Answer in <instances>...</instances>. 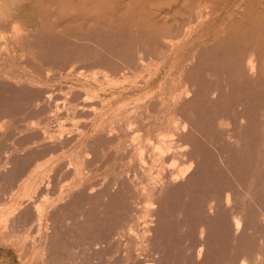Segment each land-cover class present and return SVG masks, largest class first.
Instances as JSON below:
<instances>
[{
    "label": "rangeland",
    "instance_id": "374dc122",
    "mask_svg": "<svg viewBox=\"0 0 264 264\" xmlns=\"http://www.w3.org/2000/svg\"><path fill=\"white\" fill-rule=\"evenodd\" d=\"M216 1L160 0L169 16L154 31L125 17L74 36L69 20L93 8L49 31L34 0H0V264H247L249 254L264 264V25L221 34L231 6L260 5L219 0L211 13ZM256 40L263 55L252 78L244 64ZM180 71L193 93L179 99L190 124L176 133L170 86ZM223 113L235 126L218 137ZM178 139L187 149L173 146ZM187 158L186 184L167 182ZM228 189L245 216L237 236ZM147 196L158 198L149 209Z\"/></svg>",
    "mask_w": 264,
    "mask_h": 264
},
{
    "label": "bare ground",
    "instance_id": "6f19581e",
    "mask_svg": "<svg viewBox=\"0 0 264 264\" xmlns=\"http://www.w3.org/2000/svg\"><path fill=\"white\" fill-rule=\"evenodd\" d=\"M199 1V0H198ZM201 1V0H200ZM216 1V0H215ZM235 1V4H236V1L238 0H234ZM240 1V0H239ZM242 1V0H241ZM240 1V2H241ZM245 1V0H244ZM259 1V5L260 6L256 9V7L254 5H250L246 3L242 6L241 5H238L239 3H237V7L235 6H231V7H234V11L231 13H229L228 11V14L224 15V17L222 18L221 22H220V27H219V30H221V34H227V35H231V36H236V37H240V36H245L248 31H250V28L251 26L253 25H256V26H259V30L260 28L264 25V0H258ZM34 2H36L37 4L36 5H40L41 7V12L39 13L40 14V18L42 17L43 19V25L46 24V27H47V23L48 22V27L47 29L49 30H54V29H58L57 27H62V29L65 27V25L68 23V21H65L67 20V18H70L74 13L71 12V13H68L70 11H75V10H85V9H89V8H93L92 9V14L91 15H82L81 13H79L78 15H75L71 20H69V22H76L77 25L75 26V30L73 31V33L71 35H74V36H79L81 34H86L89 29L91 28H95V27H106V29L108 30H111V28L113 27H118L119 25H122L123 24V20L125 19H128V18H125V17H129V20L131 19V24H132V27H140L142 29H151V30H156L157 26L163 21V20H166L169 16V11L164 9V8H160L159 6V3H160V0H34ZM181 2H184V1H181ZM205 2V1H203ZM209 2V0H208ZM220 2H223L224 3V0H220ZM219 0H217L216 2H214V5H212L211 7V13H213L212 11H214L216 8H217V5L220 3ZM232 2V0H231ZM179 3V2H178ZM210 3V2H209ZM211 3L212 0H211ZM210 3V4H211ZM234 3V2H233ZM161 4H162V1H161ZM184 4V3H183ZM182 5V4H181ZM233 5V4H232ZM2 6V4H1ZM192 6V5H191ZM47 7H52L54 9H57L59 11H57V13H48V10ZM178 7V6H177ZM176 7V8H177ZM197 7V6H196ZM230 7V8H231ZM263 7V8H262ZM198 8V7H197ZM49 9V8H48ZM180 9V7H179ZM232 9V8H231ZM177 10V9H176ZM229 10V8H228ZM263 10V11H262ZM47 11V12H46ZM183 11V10H182ZM195 11V10H194ZM245 11V12H244ZM180 12V11H179ZM91 13V12H89ZM136 13H144V20L142 23H140L139 19H138V14L136 16ZM172 13V12H171ZM176 13V12H174ZM193 13V12H192ZM200 13V11H199ZM209 13V12H208ZM207 13V14H208ZM211 13H209V16H211ZM84 14V12H83ZM86 14V13H85ZM171 16V15H170ZM200 16V14L198 15ZM197 16V17H198ZM208 18V16H206ZM49 19H52L51 23H50V20ZM171 20V18H170ZM199 20V19H198ZM173 21V20H172ZM200 21V20H199ZM67 22V23H66ZM197 22V21H196ZM122 23V24H121ZM170 23V22H169ZM141 24V25H140ZM70 25V24H69ZM162 26V25H161ZM189 28V27H188ZM97 29V28H96ZM124 29V28H123ZM135 29V28H134ZM49 30V31H50ZM52 30V31H53ZM217 30V29H216ZM218 30V31H219ZM125 31V30H124ZM152 31V32H153ZM16 32L15 30H13V33ZM19 32V31H17ZM141 32V31H140ZM260 32V31H259ZM50 33V32H49ZM128 33V32H126ZM144 33V32H143ZM21 34V33H20ZM94 34V33H93ZM100 34V33H99ZM103 34V33H102ZM101 34V35H102ZM100 35V36H101ZM117 35V34H116ZM123 35V34H122ZM125 35V34H124ZM147 36V34H145ZM260 35V33H259ZM255 36V35H254ZM55 37V36H54ZM90 38V37H89ZM143 38V37H142ZM257 38V37H256ZM259 38V37H258ZM144 39V38H143ZM148 39V38H147ZM254 41V40H253ZM63 42V41H62ZM179 42V41H178ZM176 41V43H178ZM165 43V42H164ZM251 44V43H250ZM171 46V45H170ZM169 46V47H170ZM217 46V45H216ZM260 46L259 42L256 40L255 42L252 43V47L249 48V51L247 50V56H246V59H245V64H244V60H243V64H244V68L246 69V72L252 76V78L255 76V73L256 72H259V69H257V66L256 64L258 63H262V55L260 52H257V47ZM235 47V46H234ZM173 51L174 49V44L172 47H170ZM264 50V48H263ZM262 50V51H263ZM151 52V51H150ZM205 53V52H204ZM231 53V52H230ZM206 55V53H205ZM214 55V54H213ZM233 55V54H232ZM231 57V56H230ZM241 57V56H240ZM194 58V57H193ZM264 58V57H263ZM210 61V60H209ZM223 61V60H222ZM235 61V60H234ZM264 61V59H263ZM188 62V61H187ZM192 62V61H191ZM189 63V62H188ZM227 63V62H226ZM239 63V62H237ZM242 67V66H241ZM185 68V67H184ZM236 68V67H235ZM183 69V68H182ZM234 77H235V74L237 75V77L239 76V71L237 69H234ZM245 72V73H246ZM261 72V71H260ZM182 72L180 71L179 75H176L177 77L174 79L173 83H172V87L171 88V92L173 94L174 92V95L178 98H176L178 100V102H173L174 99H172L173 103L176 104L174 107L172 106L173 108V112H171L170 114H172L170 117L171 121H174L175 124L173 126H175L176 124V128L174 130V132L176 131L177 133V129L183 127L182 131L184 129L187 128L188 130V124H190L188 118L183 114L182 110H181V102L179 103V99L182 98L183 99H187L189 98L190 96V93L193 91V88L192 85L190 86V82L186 79H184V77H182L183 75L181 74ZM263 73V72H262ZM241 74V72H240ZM258 74V73H257ZM261 74V73H260ZM242 75V74H241ZM246 75V74H245ZM262 75V74H261ZM125 76V75H124ZM259 76V74H258ZM257 77V76H256ZM260 77V76H259ZM96 79V78H95ZM244 79V78H243ZM191 81V80H190ZM18 82V81H17ZM262 83V82H261ZM204 84V83H203ZM223 84V82H222ZM221 85V84H220ZM243 88V87H242ZM246 88V87H245ZM208 89V88H207ZM217 89V88H216ZM46 90V89H45ZM196 90V89H195ZM194 90V91H195ZM220 90V89H219ZM48 92V91H46ZM45 92V93H46ZM208 92V91H207ZM206 92V93H207ZM170 93V92H169ZM193 93V92H192ZM191 93V95H192ZM222 93V92H221ZM85 94V93H84ZM216 94V93H215ZM214 94V95H215ZM50 95V94H49ZM207 95V94H206ZM208 95H210L208 93ZM213 95V94H212ZM168 96V94H167ZM171 96V95H170ZM169 96V97H170ZM211 96V95H210ZM209 96V97H210ZM233 96V95H232ZM44 97V96H43ZM208 97V98H209ZM238 97V96H237ZM52 98V97H51ZM168 98V97H167ZM213 98V96H212ZM254 98V97H253ZM264 98V96L262 97ZM48 99V98H47ZM166 99V98H165ZM175 99V100H176ZM214 99V98H213ZM255 99V98H254ZM176 100V101H177ZM242 100V99H241ZM46 101V100H45ZM51 101V100H50ZM164 101V100H163ZM166 101V100H165ZM211 101V100H210ZM213 101V100H212ZM237 101V99H236ZM239 101V104H236V105H239L241 106V102L240 100ZM237 101V102H238ZM263 101V100H262ZM43 102V101H42ZM184 102V101H183ZM182 102V104H183ZM250 102V101H249ZM264 102V101H263ZM38 103V102H37ZM40 103V102H39ZM46 103V102H45ZM87 103V102H86ZM162 103V102H161ZM172 103V104H173ZM195 103V102H194ZM200 103V102H199ZM236 103V102H235ZM164 104L166 105V103L164 102ZM44 105V104H43ZM90 105V104H89ZM162 105V104H161ZM92 106V105H91ZM163 106V105H162ZM167 106V105H166ZM197 106V105H196ZM165 107V106H164ZM242 107H243V104H242ZM54 108V107H53ZM88 108V107H87ZM163 108V107H162ZM170 108V107H169ZM184 108V107H183ZM167 111V110H166ZM169 111V110H168ZM195 111V110H194ZM241 111V110H240ZM97 112V111H95ZM94 112V113H95ZM190 112V111H189ZM262 112V111H261ZM260 112V114H261ZM193 113V112H192ZM263 113V112H262ZM167 115L169 113H166ZM169 114V115H170ZM217 114V113H216ZM241 114V112H240ZM96 115V113H95ZM142 115V114H141ZM205 115V114H204ZM207 115V114H206ZM210 115V114H209ZM260 116V115H259ZM241 117V116H240ZM164 118V117H163ZM264 117H262L263 119ZM242 119V118H241ZM261 119V118H260ZM132 120V119H131ZM216 120H217V116H216ZM144 121V120H143ZM169 122V118L167 120ZM241 121V120H240ZM3 122V121H2ZM173 122V123H174ZM243 122V120H242ZM255 122V121H254ZM258 122V121H257ZM86 124V123H85ZM92 124V123H91ZM130 124V122H129ZM240 124V123H239ZM259 124V123H257ZM264 124V122H263ZM131 125V124H130ZM181 127H179V126ZM91 126V125H90ZM139 126V125H138ZM179 128H178V127ZM211 126V125H210ZM218 129V132H216V134L218 135L219 133V130L224 134L228 135V133L232 130V126L234 127L235 126V121L234 119H231L229 118V116L227 117L226 115L224 116V113H223V116H219V119L217 120V124L215 125ZM214 126V127H215ZM240 126V125H239ZM237 126V127H239ZM213 127V125H212ZM236 127V128H237ZM138 128V127H137ZM252 128V127H251ZM172 129V128H170ZM78 130V129H77ZM149 130V129H148ZM238 130V129H237ZM253 130V129H252ZM256 130H257V127H256ZM131 131V129H130ZM163 131V130H162ZM80 132V131H79ZM135 132V131H134ZM148 132V131H147ZM184 132V131H183ZM257 132V131H255ZM81 133V132H80ZM132 133V132H131ZM165 133V132H164ZM168 133V131H167ZM237 133V132H236ZM240 133V132H239ZM147 134V133H146ZM180 134V133H179ZM263 137H264V127H263V133H262ZM143 135V134H142ZM149 135V134H148ZM157 135V134H156ZM220 135V133H219ZM218 135V137H219ZM136 135H133L132 134V140L135 138ZM138 136V135H137ZM231 136V134H230ZM255 136V135H254ZM143 137V136H142ZM158 137V135H157ZM163 137V136H162ZM190 137V136H189ZM231 138V137H230ZM221 139V138H220ZM225 139V138H224ZM138 140H139V137H138ZM161 140V139H160ZM163 141L160 142L159 141V144L163 143L164 145L162 146H165L166 144V140L165 139H162ZM260 140H262V138H260ZM137 141V140H136ZM140 141V140H139ZM228 141V140H226ZM225 141V142H226ZM232 141V140H231ZM247 141V140H246ZM264 141V139H263ZM262 141V142H263ZM138 142V141H137ZM137 142H136V145H135V142L132 144L133 147L135 148V150L137 149V146H140L139 144L137 145ZM176 142L178 143H174V147H181V151L185 148L184 146H186V149H187V145H185L184 141L181 140V139H178ZM230 142V141H229ZM243 142V141H242ZM254 142V141H253ZM139 143V142H138ZM143 143V142H142ZM238 143V142H237ZM244 143V142H243ZM257 143V142H256ZM148 144V143H147ZM190 144V143H189ZM236 144V142H235ZM259 144V143H258ZM167 146V145H166ZM131 147V145H130ZM152 147V145H151ZM154 147V146H153ZM176 147V148H177ZM256 147V146H255ZM162 148V147H161ZM169 148V147H168ZM172 148V147H171ZM175 148V149H176ZM177 148V149H178ZM232 148V147H231ZM247 148V147H246ZM149 149V148H148ZM253 149V148H252ZM258 149V148H257ZM147 150V149H146ZM174 150V149H173ZM140 151V150H139ZM180 149L178 150V153H179ZM180 151V152H181ZM187 151V150H186ZM243 151H244V148H243ZM137 152V151H136ZM154 152L156 155H154L155 157L156 156H159V152H161L160 148L157 146L155 149H154ZM249 152V151H248ZM175 153H176V150H175ZM177 153V154H178ZM264 153V152H263ZM161 154H163V151L161 152ZM255 154V153H254ZM161 156V155H160ZM180 156V155H179ZM246 156V155H245ZM251 156H249L248 158L250 159ZM255 157V156H254ZM178 158V156H177ZM154 159V158H153ZM222 159V158H221ZM253 159V157H252ZM250 161V160H249ZM181 162V161H180ZM193 161L191 159H182V162L180 163V166L178 167H175L173 169H171L168 174H167V178L164 177V178H161L160 176H158L161 180L163 179H167V182H170V184H178L179 186L184 184L185 182L188 181V177L190 175V167L193 166L194 167V163L192 165ZM195 162V161H194ZM253 161H251V164L250 165H253L254 163H252ZM191 164V166H189ZM196 164V163H195ZM250 165H247V168L248 166ZM144 166V165H143ZM196 166V165H195ZM260 166V165H259ZM255 167V166H254ZM142 168V167H141ZM121 169V168H120ZM194 170V168H192ZM252 169H253V166H252ZM255 169L257 170V168L255 167ZM195 170H196V167H195ZM260 171V170H259ZM263 171V170H262ZM248 172V171H247ZM258 172V171H257ZM160 173V172H159ZM158 173V174H159ZM250 173V172H249ZM194 174V172H193ZM163 175V174H162ZM219 175V174H218ZM260 175V173H259ZM191 176V175H190ZM242 176V175H241ZM249 176V175H248ZM258 176V175H257ZM154 177V176H153ZM246 177V176H245ZM253 177V175H252ZM264 178V176H263ZM147 179V178H146ZM260 179V178H259ZM154 180V179H153ZM258 180V179H257ZM256 180V181H257ZM244 181V180H243ZM247 180H245L246 182ZM255 181V182H256ZM143 182V181H142ZM155 182V181H154ZM249 182H250V179H249ZM254 182V183H255ZM159 183V182H158ZM157 183V184H158ZM262 183V182H261ZM169 184V183H168ZM186 184V183H185ZM250 184V183H249ZM249 184H248V187H249ZM138 186V185H137ZM159 186V185H158ZM255 186V185H254ZM145 187V186H144ZM228 188V187H227ZM231 188V187H230ZM239 188V187H238ZM237 188V189H238ZM251 188V187H249ZM145 189V188H144ZM246 189V188H245ZM160 190V189H159ZM240 190H241V187H240ZM243 190V189H242ZM223 192V189L221 190ZM262 191V190H261ZM162 192V191H160ZM220 192V193H222ZM237 192L239 193V191L237 190ZM258 192V191H257ZM224 193H226V196H225V199H224V206L226 208H229V211H230V222H231V225L233 226V235L234 236H237V234L243 229H244V225H245V219L242 215V213L240 212H234L232 210H234V208L238 207L240 202L238 201V199L236 198V195L234 193L233 190L231 189H228L226 190ZM247 193V192H246ZM245 193V194H246ZM145 194V193H144ZM148 194V193H147ZM240 194V193H239ZM251 194V193H250ZM255 194V192H254ZM260 194V193H259ZM257 194V195H259ZM158 195V194H157ZM220 195V194H219ZM222 195V194H221ZM249 195L248 193L246 194V196ZM253 195V194H252ZM152 196V195H151ZM155 196V195H154ZM256 196V195H255ZM158 197V196H156ZM223 198V197H222ZM251 198V195L250 197ZM158 200V198H156ZM156 199L155 197L153 198H150V196H147L144 200V202L147 204V207L145 205V209L148 208V205L153 203V205L156 203ZM241 199H244V197H241ZM256 199V198H255ZM51 200V199H50ZM219 201H220V198H219ZM257 201V200H254V202ZM207 202V201H206ZM242 202V201H241ZM244 202V201H243ZM249 202L250 199H249ZM253 202V200H252ZM144 203V204H145ZM211 203V202H210ZM214 203V202H213ZM213 203L208 204L207 207H209V213L211 214L212 210H213ZM219 203V202H218ZM247 203V202H246ZM248 204V203H247ZM207 205V204H206ZM242 205V203L240 204ZM250 205V204H249ZM216 206V205H215ZM215 206H214V209H215ZM220 206V204H219ZM222 206V207H224ZM245 206V205H244ZM206 207V206H205ZM240 207V206H239ZM243 207V206H242ZM249 207V206H248ZM149 209V208H148ZM222 209V208H221ZM220 209V210H221ZM224 209V208H223ZM238 209V208H237ZM151 210H153V208H151ZM207 210V209H205ZM228 210V209H227ZM154 211V210H153ZM239 211H241L239 209ZM147 212V211H146ZM151 213V211H150ZM213 213V212H212ZM207 214V213H206ZM209 214V215H210ZM214 214V213H213ZM208 215V214H207ZM227 216V215H226ZM226 216H224L226 218ZM207 217H210V216H207ZM206 217V219H207ZM214 217V216H213ZM203 219V217H202ZM211 219V217H210ZM227 219V218H226ZM259 219V218H258ZM204 220V219H203ZM201 221V220H200ZM229 221V220H227ZM135 223V222H134ZM224 223V222H223ZM230 226V225H229ZM228 226V227H229ZM205 227H203V229L201 228L200 230H204ZM132 229V228H131ZM241 231V232H242ZM203 233H200V238L203 237L202 236ZM201 240V239H200ZM203 246H201V248L199 249V251L197 252V256H196V259H199L201 258V250ZM232 250V249H231ZM204 251V250H203ZM249 253V252H248ZM244 254V253H243ZM252 256V257H251ZM249 254V256L247 257V264H248V261H249V264H255V259L253 255ZM243 259L246 258L244 257V255H242ZM241 258V257H240ZM239 258V260H240ZM236 259V258H235ZM150 262V261H149ZM225 264V263H224ZM241 264V263H240Z\"/></svg>",
    "mask_w": 264,
    "mask_h": 264
}]
</instances>
